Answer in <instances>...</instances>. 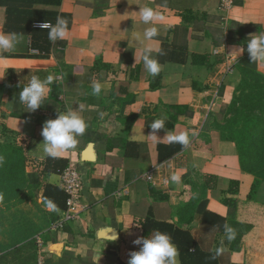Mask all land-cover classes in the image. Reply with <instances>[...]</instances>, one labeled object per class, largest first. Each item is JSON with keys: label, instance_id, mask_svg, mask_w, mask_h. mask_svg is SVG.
<instances>
[{"label": "crops", "instance_id": "crops-1", "mask_svg": "<svg viewBox=\"0 0 264 264\" xmlns=\"http://www.w3.org/2000/svg\"><path fill=\"white\" fill-rule=\"evenodd\" d=\"M144 6L164 17L155 23L158 36L144 41L165 52L153 53L161 65L155 77L140 60L136 39L153 26L140 21ZM53 9L69 22L67 38L51 42L44 54L22 34L14 51L0 54V127L34 147L41 160L44 122L58 110L79 111L88 128L57 158L66 162L63 171L80 173L83 209L53 228L66 211L63 171L29 174L34 195L28 201L35 208L21 217L29 231L17 228L9 254L2 234L6 261L0 264H11L12 256L19 264V255L27 261L22 264H96L98 253L99 264H127L129 253L139 250L133 241L153 230L172 237L180 264H264V180L241 167L235 142L221 136L212 118L244 70L264 75V62L253 63L246 45L251 35L264 33V0H166V6L165 0H61ZM4 21L0 7V33H6ZM22 54L32 57L15 56ZM231 60L232 70L223 74ZM11 69L57 78L36 111L19 100L30 78L13 80ZM93 80L103 86L98 97L91 95ZM163 117L166 128L154 140L149 125ZM168 130L187 132L188 146L163 139ZM172 174L181 182L172 183ZM45 198L58 211L46 210ZM225 223L237 232L231 242Z\"/></svg>", "mask_w": 264, "mask_h": 264}, {"label": "clouds", "instance_id": "clouds-1", "mask_svg": "<svg viewBox=\"0 0 264 264\" xmlns=\"http://www.w3.org/2000/svg\"><path fill=\"white\" fill-rule=\"evenodd\" d=\"M166 6V0H165ZM140 21L144 25H153L146 27L143 32V39L137 35L136 39L140 41V60H142L144 68L149 75L155 77L161 71V65L153 54L154 51L158 55H165L163 49H154L151 43H144V41H152L158 36V28L155 26L157 21H161L164 17L156 12L152 7H139L138 12ZM69 22L63 16H57L55 24L50 21L39 24V27L48 31V39L55 43L58 40L67 38L70 34ZM22 39V34L16 32L0 33V54L4 52L14 51ZM247 52L250 60L253 63L264 62V33L259 35H251L247 40ZM244 51L241 47L235 51L239 55ZM135 54V53H134ZM136 61V57H135ZM57 79L52 74H48L46 78L41 79L37 75H30V79L23 86L19 92L20 103L25 105L28 112H34L40 108L51 91L50 86L54 80ZM102 84L99 81L93 80L91 84V95L99 96L102 91ZM167 117L155 119L150 123L152 133L149 135L154 140H159L157 132L165 129V122ZM88 124L79 111L73 110L71 107L63 111L58 110V115L55 119H48L42 126L41 135L43 137V152L46 156L57 158L62 153L75 148L78 143L77 137L85 134ZM193 135L195 133L193 132ZM169 143H179L183 147L189 144V135L187 132H180L176 134L172 131H167L163 137ZM4 158L0 156V165H3ZM172 183H180L181 176L179 174H172ZM42 203L46 206L48 211H58L56 204L45 198ZM224 237L229 241L236 239V230L225 223L223 225ZM116 237L113 236L112 240ZM135 245L139 246L138 251H131L127 264H180L179 250L173 243L172 237L160 230H153L147 236L138 237L133 241ZM222 249H217V255ZM99 253L95 255L96 264H99ZM215 258V257H213Z\"/></svg>", "mask_w": 264, "mask_h": 264}, {"label": "rangeland", "instance_id": "rangeland-1", "mask_svg": "<svg viewBox=\"0 0 264 264\" xmlns=\"http://www.w3.org/2000/svg\"><path fill=\"white\" fill-rule=\"evenodd\" d=\"M244 74L246 82L234 91L235 104H221L212 118L215 126L226 134L237 132L238 138L243 141V151L249 153L248 163L253 164V167H261L264 166V81L255 78L251 70ZM0 156L4 158L3 165H0V237L4 243L2 234L7 233L6 245L2 246L8 248V253L15 244L13 235L17 228L19 232L29 231L25 228L27 224L23 225L21 217L29 216L35 208L34 202L28 201L34 195L28 175L38 173L40 160L34 147L17 141L14 134L1 127ZM15 260V256H12L9 262L16 264ZM3 261H6L5 257H2L0 263ZM26 262L19 255V264Z\"/></svg>", "mask_w": 264, "mask_h": 264}, {"label": "trees", "instance_id": "trees-1", "mask_svg": "<svg viewBox=\"0 0 264 264\" xmlns=\"http://www.w3.org/2000/svg\"><path fill=\"white\" fill-rule=\"evenodd\" d=\"M61 0H0V7L4 8L5 11V21L3 23V30L6 33L16 32L20 34H26L29 36L30 40V48L37 49L39 52H44L47 54L51 41L48 39V31L45 29H41L36 27L38 22H46L50 21L55 24L56 17L61 16L59 12L53 8L59 6ZM35 5L40 6H51V9H37L34 8ZM17 58H29L32 57L29 54L15 55ZM44 55L43 57H45ZM32 70V69H31ZM31 70L25 69H11L10 74L13 77V80L18 79L22 76L24 78H30V75H38ZM33 72V73H32ZM249 72V70L243 71V77L241 78L239 84L236 86L235 90H238L242 87V84L246 82L245 74ZM251 74L254 75L255 78L264 81V75L260 74L257 71L251 70ZM28 76V77H26ZM4 85H0V90L4 89ZM234 90V91H235ZM236 94H232L230 100L227 102L229 105L235 104ZM221 136L227 139H230L235 142L239 157H240V165L243 169H246L250 173H252L256 178L264 180V166L261 167H253V164L248 163L247 155L248 152L243 151L244 147L243 141L241 138H238L237 132L232 135L226 134L224 130L217 128ZM66 165V162L63 159L51 158L45 156L44 159L39 161L40 170L39 173H61ZM46 191V187H45ZM61 190H57V196L61 195ZM42 197H46V194L43 193ZM10 205H7V207Z\"/></svg>", "mask_w": 264, "mask_h": 264}, {"label": "built area", "instance_id": "built-area-1", "mask_svg": "<svg viewBox=\"0 0 264 264\" xmlns=\"http://www.w3.org/2000/svg\"><path fill=\"white\" fill-rule=\"evenodd\" d=\"M228 1L229 0H221V4L227 5ZM41 23H37L36 26L39 27V24ZM234 62H235L234 60H231V62L224 67L223 74H226L232 70V66ZM220 84L221 81H217L215 84V88L218 91L221 86ZM60 185L66 194V211L62 219L52 224L53 228L61 227L64 221H67L75 217V215L78 214L83 209L80 202V189L82 185V179L80 173L75 168L72 167L65 169L61 173Z\"/></svg>", "mask_w": 264, "mask_h": 264}]
</instances>
